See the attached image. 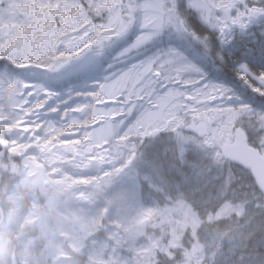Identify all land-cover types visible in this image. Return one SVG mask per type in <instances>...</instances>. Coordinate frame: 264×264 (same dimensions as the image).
I'll return each instance as SVG.
<instances>
[{
  "label": "snow or ice",
  "instance_id": "6c2138e0",
  "mask_svg": "<svg viewBox=\"0 0 264 264\" xmlns=\"http://www.w3.org/2000/svg\"><path fill=\"white\" fill-rule=\"evenodd\" d=\"M0 184V264H264V0H0Z\"/></svg>",
  "mask_w": 264,
  "mask_h": 264
},
{
  "label": "trees",
  "instance_id": "16d2710c",
  "mask_svg": "<svg viewBox=\"0 0 264 264\" xmlns=\"http://www.w3.org/2000/svg\"><path fill=\"white\" fill-rule=\"evenodd\" d=\"M0 187H2V184H0ZM4 207H5V201L0 200V210L4 209Z\"/></svg>",
  "mask_w": 264,
  "mask_h": 264
},
{
  "label": "rangeland",
  "instance_id": "374dc122",
  "mask_svg": "<svg viewBox=\"0 0 264 264\" xmlns=\"http://www.w3.org/2000/svg\"><path fill=\"white\" fill-rule=\"evenodd\" d=\"M24 207L25 208L27 207L26 203L24 204ZM21 214H23V209L21 210Z\"/></svg>",
  "mask_w": 264,
  "mask_h": 264
}]
</instances>
